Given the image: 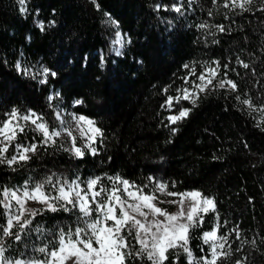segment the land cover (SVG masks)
I'll use <instances>...</instances> for the list:
<instances>
[{
	"label": "trees",
	"instance_id": "16d2710c",
	"mask_svg": "<svg viewBox=\"0 0 264 264\" xmlns=\"http://www.w3.org/2000/svg\"><path fill=\"white\" fill-rule=\"evenodd\" d=\"M176 3L183 5V14L171 10L174 0H26V12L19 0H0V121L15 107L21 113L33 110L54 127L48 97L55 90L66 109L94 120L103 131L94 144L96 155L86 150L76 157L57 142L41 147L27 163L0 164V189L35 184L55 173L69 180L101 177L106 188L112 184L108 177L119 175L149 188L153 177L169 182L170 191L199 190L215 200L217 211L191 231L193 255L208 254L201 237L217 223L218 213V234H230L233 249L223 264L238 259L264 264V112L236 99L250 98L257 109L264 105V0H253L247 11L225 8L224 0ZM37 21L44 23L43 31ZM117 31L126 40L119 54L111 48ZM18 61L36 78L17 71ZM213 61L220 62L219 78L227 72L237 90L213 87L200 93L188 118L169 125V112L161 105L186 85L183 77L190 69L183 65L195 66L198 76ZM38 67L56 76L42 84ZM77 99L83 103L74 105ZM179 107L192 105L183 100ZM41 138L30 128L17 142L28 145ZM2 213L0 208V224L5 223ZM77 226H84L78 210L44 211L31 225L44 232L31 231L22 242L7 238L5 254L38 256L35 247L54 243L60 228ZM174 256L169 253L170 261ZM179 264H187L183 253Z\"/></svg>",
	"mask_w": 264,
	"mask_h": 264
},
{
	"label": "snow or ice",
	"instance_id": "6c2138e0",
	"mask_svg": "<svg viewBox=\"0 0 264 264\" xmlns=\"http://www.w3.org/2000/svg\"><path fill=\"white\" fill-rule=\"evenodd\" d=\"M93 2L95 3V0ZM19 3L20 11L26 12V0H19ZM216 3L217 0H212L213 5ZM251 3L253 0H224L223 7L230 10L239 7L242 11H247V5ZM159 7L160 5H157L158 9ZM171 10L180 14L184 11L182 4H173ZM261 10L264 11V8ZM209 15H212L211 11ZM111 23L118 26L117 21L113 20ZM37 26L41 31L44 30L42 21H37ZM197 27L206 29L209 26L200 24ZM216 27L220 32L225 31L223 25ZM114 43L121 45L124 43L119 31L116 33ZM238 63L244 68L249 67L243 61L238 60ZM183 67L190 69L183 79L185 84L191 83L192 87L178 88L177 95L168 96L161 107L172 109L173 102L178 105L183 100H187L192 107H181L178 114L169 115L167 117L169 125L188 118L197 104L199 94L208 91L209 88L237 90V84L228 79L227 72L223 79L219 78V61L205 65L204 71L198 76L195 66L190 68V65L185 64ZM16 68L17 71L36 78L32 71L23 68L19 61ZM224 68L227 69L228 65H224ZM40 75L44 76V79L40 80L43 84L47 83L49 75L55 77L56 72L44 67ZM193 76L199 83L196 80H189V77ZM164 91L167 92L168 89L165 88ZM59 97V92L54 96L50 95L49 106L52 107V101ZM236 99L253 110L264 112V105L257 109L250 98L241 100L240 96H237ZM73 103L80 105L83 100L77 99ZM5 115L6 119L0 121V164H7L10 168L16 164L27 163L41 147L55 145L63 135L70 140V147L65 148V151H70L76 157H83L86 150L96 155L97 149L94 144L97 138L103 137L102 129L96 126L94 120L83 115L78 116L76 113L71 114L73 127L66 126L62 114L57 111L59 128L51 127L42 115L31 109L27 113H21L14 107ZM257 126H260L259 123ZM30 128L42 138L28 145L18 143L19 136ZM176 131V128H172L173 133ZM85 137L86 142L77 146V139ZM12 145L15 146L16 154L9 158L7 153ZM108 179L112 182L110 188L102 185L101 177H90L87 181H82L77 176L69 180L53 173L35 184L25 181L24 185L18 188L0 189V208L3 209L2 215L5 217V223L0 224V264H133L137 260H147L150 264H179L181 253L187 256V264H223L233 255L229 243L230 234H218L222 227L218 213L217 223L211 231H205L201 237L204 243L209 245L208 254L197 259L189 246L191 231L202 227L206 214L217 211L213 198L195 189L185 192L170 191L169 182L153 177L148 178L151 188L149 184L137 185L119 175ZM171 187L175 188V182H171ZM169 197L173 199H168ZM30 202H35L41 207H29ZM164 204L176 205L177 210L169 212L167 208L161 206ZM60 210L64 212L78 210L84 226L67 230L60 228L54 243L49 242L33 249L35 253L40 254L38 256L29 258L21 256L15 259L6 256L7 238L22 242L31 231L43 233L42 227L32 229L33 219L44 211ZM232 231L235 232L236 238L240 239L239 229L235 228ZM129 237L139 245L138 248L133 246ZM251 243L255 246L256 241L253 240ZM240 250L235 249L237 252ZM170 252L175 253L171 261ZM235 264H244V260L238 259Z\"/></svg>",
	"mask_w": 264,
	"mask_h": 264
},
{
	"label": "rangeland",
	"instance_id": "374dc122",
	"mask_svg": "<svg viewBox=\"0 0 264 264\" xmlns=\"http://www.w3.org/2000/svg\"><path fill=\"white\" fill-rule=\"evenodd\" d=\"M175 1L178 2V1H180V0H174V4H177ZM116 33H117V32H116ZM116 33H115L114 38L112 39V42H111V43H112V46H111V48H112V51H113L114 53L118 54V53H120V52L122 51L123 46H124V43H125L126 40H125L124 36H123L122 33H121V37H122L124 43H123L122 45H121V44H115L114 41L116 40ZM212 66L215 67L214 65H212ZM42 68H43V67H38V68L36 69L35 74H37L38 76H40L41 79H44V76L40 75V72H41ZM203 71H204V69H203ZM203 71H202V72H203ZM189 80H190V81H192V80H196V78H193V79L190 78ZM196 82L199 83L198 80H196ZM184 87H189V88H191L192 85H191V83H189V84H186ZM209 89H210V88H209ZM56 92H57V91L52 90V91L50 92V95H53V96H54ZM50 95H49V96H50ZM173 103H174V106H173L172 109H168L167 107H165L166 110L169 112V113L167 114V117H168L169 115H175V114H178L179 109L181 108V107H179L180 104L177 105V104H175V102H173ZM52 104H53L54 115H55V120H56V122H55L56 124H55L54 127H56V128H59V127H60V123H59V121L56 119V112H57V111H59V112L62 114V116H63V118H64V120H65V122H66V126H73V127H74V123H73V121H72V116H71V114H72V113H75V112L66 109V108L62 105V102H61V100H60L59 98L53 100V101H52ZM25 113H27V112H25ZM76 114H77V113H76ZM77 115L79 116V115H81V114H77ZM83 116H84V115H83ZM21 123H24V122L21 121ZM33 127H34V126H33ZM85 129L87 130V126H85ZM86 139H87V137H85V138H83V139L78 138V139H77V146H81V145H83V144L86 142ZM57 142L62 143L66 148H69V147H70V140H69V138H68L66 135H63L61 138H59V139L57 140ZM14 154H16V149H15V146L12 145V146H10V148H9V152L7 153V155H8L9 158H10L11 155H14ZM89 178H90V177H89ZM89 178H87V179H85V180H83V181H87ZM18 187H21V186H15V187H9V188H18ZM82 187H86V185H82ZM187 191H191V190H187ZM183 192H185V191H183ZM162 198H163V197H162ZM168 199H173V198L169 197ZM161 206L167 208V210H168L169 212H175V211L177 210V206H176V205L164 204V205H161ZM29 207H32V208H40L41 205H39V204H37V203H35V202H30V203H29ZM93 218H94V217H93ZM10 259H15V258H10Z\"/></svg>",
	"mask_w": 264,
	"mask_h": 264
}]
</instances>
